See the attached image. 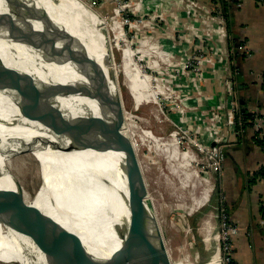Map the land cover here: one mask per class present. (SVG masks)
<instances>
[{
	"label": "bare ground",
	"instance_id": "obj_1",
	"mask_svg": "<svg viewBox=\"0 0 264 264\" xmlns=\"http://www.w3.org/2000/svg\"><path fill=\"white\" fill-rule=\"evenodd\" d=\"M15 2L19 13L23 16L29 17L20 5H30L40 17L53 22L73 37L76 40V43H73L74 47L85 49L84 51L82 48L85 53L82 57H89L102 69V76L106 78V82L111 81V88L108 87L112 90L110 93H117V84L111 79L114 64L108 56L110 52L106 50L110 49V44L99 29L103 22L92 14V11L79 0H27V2L15 0ZM7 12L5 2L0 0V14ZM32 24L36 30H40L39 23L32 22ZM21 39V35L10 34L0 27V58L10 69L43 84L44 90L29 96L5 88L0 83V156L5 132L12 133L13 129L22 143L32 148L35 153L30 149L29 151L38 155L41 184L33 198L24 203L27 211L18 230L13 229L12 232V229L5 224V231L0 233V251L12 256L19 264H53L54 262L61 264V260L51 262L48 258L49 252L66 240L74 239L78 243L77 253L74 252L76 256L69 251L67 253L69 255L66 254L62 259V264H78L80 258L85 255L101 261L108 260L121 246L119 232L128 218L126 203L129 193L122 171L123 157L110 150L85 149L77 138L73 123V119L78 116L95 119L101 117L102 108L98 104L99 100L95 98L101 93L100 81H98L99 87L94 90L87 79L90 73L86 75L83 72L85 76L81 75L71 62L63 64L55 62L59 56V47L50 40H46V43L55 54L51 58L52 62H46L36 49L19 42ZM122 42H124L123 37L117 35L113 47L119 49ZM121 52L119 67L124 73L134 109L143 103H156L158 95L162 92L159 86L153 85L158 79L147 76L138 66L132 64L133 52L129 48ZM56 85L88 86L92 96L58 94V91L51 90L52 88L45 89ZM33 98L39 104L46 103L52 106L57 115L32 113L23 107L22 101ZM16 112L19 113L17 116L24 120L21 121V125L17 123L15 127L13 116ZM116 116L119 118L122 116L121 132L132 141L138 157L139 146L134 134L124 126L127 118L124 108L117 109ZM149 138L157 146L161 142L153 136ZM165 143V148L162 147L159 151L161 154L164 153L163 157L168 165L170 164V173L183 175L182 188L187 182L191 186L194 175L188 167L195 161L194 155L179 152L176 147L177 142L174 140H166ZM166 145L170 147L167 148ZM140 166L142 168L141 162ZM210 168L213 169L211 164ZM3 170L5 166L1 165L0 160V174ZM142 171L144 172L143 168ZM198 183L203 186L205 183L208 184L204 180ZM196 185L194 184L192 189H195ZM0 188L2 189V186ZM212 188V186L205 188L199 197H191L189 212L209 201ZM145 205L150 217L148 227L150 250L145 249L139 258L129 264H143L146 257V264H154V262L162 264L165 258L169 264H172L167 253L166 256L163 254L159 257L157 250L152 252V248L157 247L161 251V243L166 252V245L163 237L162 242L158 239L159 223L154 209L148 205V195L145 198ZM200 231L204 236L203 242L210 250L212 249L209 260L200 264H220L217 239L211 237L210 221L207 219L203 221Z\"/></svg>",
	"mask_w": 264,
	"mask_h": 264
},
{
	"label": "rangeland",
	"instance_id": "obj_2",
	"mask_svg": "<svg viewBox=\"0 0 264 264\" xmlns=\"http://www.w3.org/2000/svg\"><path fill=\"white\" fill-rule=\"evenodd\" d=\"M79 1L103 22L99 29L110 44V49L106 50L110 52L108 56L114 64L111 79L117 84V95L119 93L122 95V104L127 115L124 126L134 134L138 143V160L144 170L148 205L156 213L159 230L166 245V253L170 256L172 264H200L202 261H208L212 249L210 250L203 242L204 236L200 231L202 222L206 219L210 221L212 227L211 237L217 239L221 261L227 234L223 216L228 214V210L224 195L219 189L221 170L216 155L218 149L209 154L208 151L213 148L212 143L220 147L222 143L218 141L224 137L223 133L228 134L231 130L227 116L229 110L226 102L222 104L220 112L217 108L221 105H217L214 109L208 107L200 109L196 102L200 95L197 91L193 92V81L199 86V91L204 84L205 65L208 59L211 60L212 64H208L212 65L213 73L221 75L219 78L222 85L231 75L228 62L231 56L225 48L223 38L217 41L216 37L215 43L212 40L213 30H217L219 25L211 20L207 21L210 17L217 18V14H214L216 10L213 5L204 6L199 1L198 4L200 7L203 5V10L196 8L191 12L189 2L169 0L170 5L173 3L176 6L172 8L167 6L165 10L170 12L174 8L182 11L185 18L181 20L168 17L165 20L159 9L157 13L151 12L149 17L144 18L138 16L139 13L132 12H124L123 15L117 16L113 12V0ZM129 1L126 0L125 4ZM200 11L202 13L209 11L210 16L203 17L205 13L202 14ZM164 31L172 34L176 46L165 47L159 41L158 35ZM117 35H121L124 39L119 49L113 47ZM221 35L224 36L222 33ZM181 41L188 46L184 47L180 44ZM210 47H215L218 51ZM126 48L133 52L132 64L138 66L147 76L158 79L153 85L159 86L162 92L158 95L156 103H143L134 109L124 73L119 67L121 50ZM213 52L217 55H213ZM0 61L10 68L3 59L0 58ZM108 85L111 88V81ZM15 114L13 118L16 124L13 125H18L17 123L21 125L24 119L17 116L18 112ZM25 134L27 135V132ZM149 136L161 140L160 144L157 146ZM166 140L176 141L179 152L194 155L195 161L188 167L194 175L191 186L187 182L182 188L183 175L180 172L179 176L170 173V164L168 165L163 157L164 153H160L162 147L165 148L167 144ZM166 147L170 146L166 145ZM29 149L35 153L32 148L22 143L13 129L12 133L5 132L0 156L1 165L5 166V170L0 174V186L3 189L0 190L21 197L23 203L33 198L41 184L38 155L31 153ZM210 164L213 169L210 168ZM203 180L208 184L205 183L203 186L198 183ZM194 184H197L196 188L192 189ZM215 185L216 190H214ZM211 186L213 188L210 191L209 201L189 212L191 197H199L205 188ZM5 227V224L0 223V233L5 231ZM0 264L19 263L12 256L0 251Z\"/></svg>",
	"mask_w": 264,
	"mask_h": 264
},
{
	"label": "water",
	"instance_id": "obj_3",
	"mask_svg": "<svg viewBox=\"0 0 264 264\" xmlns=\"http://www.w3.org/2000/svg\"><path fill=\"white\" fill-rule=\"evenodd\" d=\"M3 1L5 2L8 12L0 14L1 28L10 34L21 35L22 39L19 42L36 49L46 62H52L51 58L54 56L53 54H55L53 49L46 43V40H50L59 47V56L55 62L60 64L71 62L81 75L83 72H85L86 75L90 73L87 79L90 83V87L94 90H97L99 87L98 81H100L99 88L101 93L95 96V98L99 100L98 104H100L102 108L100 109L101 117L95 119L89 116H78L73 119V123L77 138L85 149H94L98 151L110 150L122 155V171L129 193L126 203L128 218L126 224L120 229L119 239L121 241V246L114 255L104 261L97 260L90 255H85L80 258L78 264H129L132 260L139 258L145 249L149 248L150 250V244H148L150 217L145 205L147 189L140 162L132 141L121 132V125L123 123L122 116H120V118L116 116L117 109L122 110L123 108L121 94L119 93V95H117V93H110L106 78L102 76V69L95 65L89 57H82L84 47H82L83 49L74 47L73 43H76V40L73 37L66 34L53 22L46 20L44 17H40L30 5H20L29 15V17H25L19 13L15 0ZM25 1L27 2V0ZM32 22L39 23L40 30H36ZM0 83L1 86L5 88L14 89L20 94L29 96H33L41 90H44L43 84L37 83L30 76L8 68L2 61H0ZM45 89L56 90L58 94H79L85 97L92 96L88 86L83 85H56L45 87ZM31 100L22 101V105L32 113L41 112L42 114L51 113L57 115L52 106L46 103L39 104L34 98L32 102ZM211 146L214 147L215 143H212ZM216 188L215 185L214 190H216ZM26 211V206L21 197L19 198L11 192L0 190V223L7 224L11 229L18 230V226L22 222ZM157 232L158 239L162 242L160 230ZM77 247L78 243H76L74 239L70 241L66 240L65 243L56 249L50 251L49 248L48 251L50 252L48 258L51 262L53 260H61L60 262L63 263L62 259H64V256L69 253V251L73 254L74 252L77 253ZM160 247L162 248V252L158 250V247L156 249L152 248V252L157 250L159 257L163 254L166 256L162 243ZM81 249L82 248H80V250ZM68 255L69 254H67V256ZM144 260L147 263V257ZM145 261L143 264H146ZM164 262L165 264H169L166 258L163 260L162 264H164ZM154 264L158 263L154 262Z\"/></svg>",
	"mask_w": 264,
	"mask_h": 264
},
{
	"label": "crops",
	"instance_id": "obj_4",
	"mask_svg": "<svg viewBox=\"0 0 264 264\" xmlns=\"http://www.w3.org/2000/svg\"><path fill=\"white\" fill-rule=\"evenodd\" d=\"M195 1H200L204 6L211 5L210 0ZM229 1L233 2L230 12L231 29L228 33L225 23L224 30L218 27L213 30L214 33L211 31L214 38L212 40L215 43L222 37L225 48L233 55L237 42L245 41L251 50V57L238 62L240 74L233 72V55L228 62L229 74L236 83L238 112L246 111L252 120L247 122L245 129L238 121L234 133H223L224 159L219 189L224 195L229 219L235 226L232 235V260L235 264H264V0ZM144 2L150 5L147 14L157 13V0ZM167 6L172 8L176 4L170 5L169 0H164L159 10L165 20L168 17L181 20L185 18L182 11L174 8L168 12L165 10ZM189 9L194 11L193 7ZM171 35L169 32H160L158 39L165 47L176 46ZM180 44L188 46L184 41ZM211 69L212 65L207 63L205 81L200 89L202 93L196 99L200 109L223 106L226 100L224 85L219 78L221 75L213 73Z\"/></svg>",
	"mask_w": 264,
	"mask_h": 264
},
{
	"label": "built area",
	"instance_id": "obj_5",
	"mask_svg": "<svg viewBox=\"0 0 264 264\" xmlns=\"http://www.w3.org/2000/svg\"><path fill=\"white\" fill-rule=\"evenodd\" d=\"M176 1V0H173ZM185 2H189V5L191 7H193V9H201V11L203 10L202 7L199 6L198 2H196L195 0H184ZM126 0H113V12L115 15L120 16L123 15L124 12H132V13H139L138 16L144 18L145 16H150L149 14H147L148 10H150V5L145 4L144 0H130L127 4H125ZM164 2V0H157L156 3V10L158 12V9L162 6V3ZM127 10V11H126ZM200 11V12H201ZM205 14L208 16L209 15V11H204ZM203 14V17H205ZM210 16V15H209ZM161 17V15H160ZM216 19H212V17L208 18V21L211 20V22H216L217 25L220 26V29L224 30V25H225V21L223 19V17H221L219 14H217ZM218 26V27H219ZM212 50H217V48L215 47H210ZM238 51L240 54H242L245 58H249L251 57V50L249 49L247 43L245 41H242L238 47ZM218 51V50H217ZM213 55H217L216 53L213 52ZM233 55V53L230 52V56ZM231 58V57H230ZM208 63H211V60L208 59L207 60ZM193 87H194V91H197V93H199V95L201 94V91H199V86L197 85V83L195 81H193ZM224 90H225V94H226V107L229 110L227 113L228 116V120L230 122L231 125V130L229 131L234 133V131L236 130V122H235V116L236 114H238V99H237V89H236V83L233 80V77L230 75L228 79H225L224 81ZM222 106H219L217 109L219 110V112L221 111ZM215 120V119H214ZM228 133V134H229ZM220 143H222V145H220V147L215 146V149H211V151H208V154L211 152H213L214 150L218 151L216 152L217 158L220 162L219 164V169H222V164L223 163V159H224V152H223V144L225 143L224 138H222L220 141H218ZM217 142V143H218ZM214 165V164H213ZM224 198V197H223ZM225 207V205H224ZM226 208V207H225ZM223 223H224V228L227 231L226 234V244L223 248V258L221 259V264H229L232 261V235L235 232V226L234 224L229 220V215L228 214H224L223 216Z\"/></svg>",
	"mask_w": 264,
	"mask_h": 264
},
{
	"label": "trees",
	"instance_id": "obj_6",
	"mask_svg": "<svg viewBox=\"0 0 264 264\" xmlns=\"http://www.w3.org/2000/svg\"><path fill=\"white\" fill-rule=\"evenodd\" d=\"M210 3L214 9L216 11H214L215 13L214 14H219L221 17L224 18V21L226 23V29L228 30L227 32L229 33L230 29H231V23H230V12L232 10V1H226V0H210ZM234 45V44H233ZM240 45V42H237L235 45H234V60H235V65L233 67V72L235 71L236 72V75L237 74H240V69H239V66H238V62L243 60L245 57L239 53V47ZM240 119V120H239ZM251 115L250 114H247L246 111H239L238 114H236L235 116V122L236 124H238V121L239 123L243 124V129H245V127L247 126V122L251 121ZM259 174V173H258ZM257 174V175H258ZM229 264H235V262L232 260Z\"/></svg>",
	"mask_w": 264,
	"mask_h": 264
}]
</instances>
